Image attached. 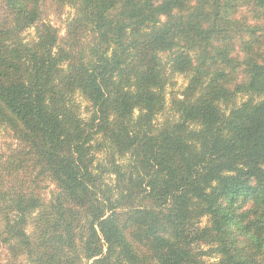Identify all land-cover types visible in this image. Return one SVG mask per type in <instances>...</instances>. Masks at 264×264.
Here are the masks:
<instances>
[{
  "label": "trees",
  "instance_id": "obj_1",
  "mask_svg": "<svg viewBox=\"0 0 264 264\" xmlns=\"http://www.w3.org/2000/svg\"><path fill=\"white\" fill-rule=\"evenodd\" d=\"M1 130L0 264H264V0H0Z\"/></svg>",
  "mask_w": 264,
  "mask_h": 264
},
{
  "label": "rangeland",
  "instance_id": "obj_2",
  "mask_svg": "<svg viewBox=\"0 0 264 264\" xmlns=\"http://www.w3.org/2000/svg\"><path fill=\"white\" fill-rule=\"evenodd\" d=\"M71 11L69 9H66L65 13L61 18L51 17L49 20L54 24L55 27H57L60 31V35L62 36L64 34V25L68 17L70 16ZM29 33H32V31H29ZM176 86L174 88L175 91L181 90L184 86V79L180 76H177L176 78ZM14 144L16 145V142H14L11 138V134L6 133L5 131H0V157L7 151L8 147L10 145ZM53 188V186H51ZM47 193V191H46ZM1 259H4V253L1 257Z\"/></svg>",
  "mask_w": 264,
  "mask_h": 264
}]
</instances>
